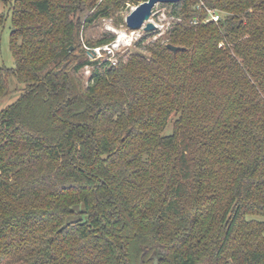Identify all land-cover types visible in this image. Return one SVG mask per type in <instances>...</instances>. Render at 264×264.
Returning <instances> with one entry per match:
<instances>
[{"label": "trees", "instance_id": "trees-1", "mask_svg": "<svg viewBox=\"0 0 264 264\" xmlns=\"http://www.w3.org/2000/svg\"><path fill=\"white\" fill-rule=\"evenodd\" d=\"M143 1L0 0V264H264V0L164 3V41L92 60Z\"/></svg>", "mask_w": 264, "mask_h": 264}, {"label": "rangeland", "instance_id": "rangeland-1", "mask_svg": "<svg viewBox=\"0 0 264 264\" xmlns=\"http://www.w3.org/2000/svg\"><path fill=\"white\" fill-rule=\"evenodd\" d=\"M136 5L129 4L125 9H123L119 16L124 19V23H116L114 18H105L96 27L91 31L92 38H97L101 33L105 31H112L116 34V40L119 38L121 34H128L132 36L133 42L132 44L125 43L122 41L120 47V53L117 55L118 57L123 55L127 56L132 52L145 51L147 44L154 42L156 40L161 39V41L165 40V35L168 30L173 25L175 19L172 17L170 13V8L164 3L157 4L153 10V15L151 17V21L155 24V29L152 31H145L144 29L139 30H131L127 27L126 24V16L129 13V7H135ZM0 9L6 13H8V8L0 2ZM10 32H11V14L7 15L2 41H1V62L3 65L7 67H14V58L10 49ZM134 32V33H133ZM124 36V35H122ZM164 37V38H163ZM89 49V47H86ZM90 56V55H89ZM92 60L100 59L104 61L106 59V53L100 52L97 53L96 56H90ZM89 69L92 71V67L89 66ZM83 74L86 78V81L89 79L91 73L87 72V68L83 69ZM14 80L11 81L12 86H15ZM20 96V93L10 94L0 100V113L5 108L13 104ZM170 128L167 129V131Z\"/></svg>", "mask_w": 264, "mask_h": 264}, {"label": "water", "instance_id": "water-1", "mask_svg": "<svg viewBox=\"0 0 264 264\" xmlns=\"http://www.w3.org/2000/svg\"><path fill=\"white\" fill-rule=\"evenodd\" d=\"M180 0H145L141 2L139 5L135 7H129V13L126 16V24L127 27L131 30H139L144 29L145 31H152L155 29V24L151 21V17L153 15V10L157 4L160 3H175ZM169 49L176 52L181 47L168 44L167 45ZM71 49H73L71 47ZM95 53V50H93L92 54ZM154 262L155 264H159L158 258L155 255L154 256Z\"/></svg>", "mask_w": 264, "mask_h": 264}, {"label": "built area", "instance_id": "built-area-1", "mask_svg": "<svg viewBox=\"0 0 264 264\" xmlns=\"http://www.w3.org/2000/svg\"><path fill=\"white\" fill-rule=\"evenodd\" d=\"M199 1L200 2L198 5V8L204 7L209 14V16L206 20L207 21L213 20L215 22H218L221 18V12H219L218 10L212 9V8L208 7L207 5H205L204 0H199ZM172 17L174 19H179V18H176L175 16H172ZM122 35H124V36H122ZM133 39L134 38L132 36H129L128 34H121V35H119V38L117 40L113 41L112 43L104 45V46H99V47L92 49L89 52V55L90 56L91 55L96 56L97 53L104 52V53H106V59L105 60H109L113 64H116L118 62V59H119V57L117 55H119V53H120V47H121L122 41H125V43H128V44H132ZM88 50H90V49H88ZM93 50H95L94 54H92ZM86 68H87V72L91 73V70L89 69V65H87Z\"/></svg>", "mask_w": 264, "mask_h": 264}]
</instances>
